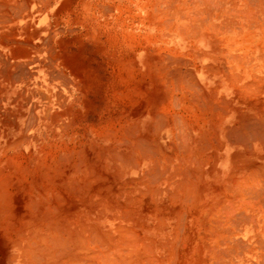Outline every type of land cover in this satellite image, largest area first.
I'll list each match as a JSON object with an SVG mask.
<instances>
[{"label":"rangeland","instance_id":"rangeland-1","mask_svg":"<svg viewBox=\"0 0 264 264\" xmlns=\"http://www.w3.org/2000/svg\"><path fill=\"white\" fill-rule=\"evenodd\" d=\"M203 1L38 0L35 4L31 5V11H36L40 9V7H46L44 8L46 13L41 16L42 24L40 25L38 23L37 28L42 27L44 31L49 28V35H53L54 44H57L56 46L54 45L53 48L55 50L53 51L54 53H52L54 57L48 56V60L50 59L51 61L53 59L51 62L53 63L51 64V70L54 71V73L56 72L55 74L57 75L66 76L71 81L69 88H65V86L58 81V86L53 90L55 93L60 91L62 94H67L71 97L70 105L68 104L65 106L63 111L57 108V110L53 112V118L50 124L55 127V125L61 124L69 117H71L73 121L66 132L61 131L56 133L50 131L45 138L41 137L40 143L37 145L25 148L23 152H10L7 156L0 158V179H4L13 172L17 177L28 180V183L23 185L25 188L22 191H17V187L11 189L13 192L12 195L19 199L12 197L14 201L12 204H9L10 207H1L0 205V264H14L11 263L13 260L9 255V251L11 248V240L15 235L14 233H16L15 230L22 227L24 221L28 218L37 217L36 213L45 215L52 214L51 211H56L55 215L57 214L56 216H58V220L56 221H58L63 228L65 225L66 228L73 229L72 232L79 230L80 227H78V223H87V226L91 223L90 226L92 228L96 227L95 229L98 228V230L100 229L101 231H108L110 229V231L119 238L117 239L119 241L118 244L123 246H119L121 247V252L119 253H117L118 247H115V250L113 247H111L113 250H111V248L107 250V248L104 247L93 255L86 251L84 254H81L82 257H86L90 262L96 264H108V262L109 264H121V262L122 264H127L128 262H133V264H264V227H262L264 226V213H262L263 211L261 212L262 209H259L261 204V207L264 208V190L262 191L263 185L261 184L263 180H261V176L260 178L253 177L252 179L249 177V175L253 176L252 174L254 173L252 167H247L246 171L239 173V179L234 182L235 185L239 182L238 188H240L241 191L237 192L238 188H235L237 194H235L233 189H228V186H225L228 185V182L225 181L224 177H213L215 175L214 170H209V168L204 169L205 172L209 171L210 173V176L207 175V179L205 180L207 183L206 192L204 193L205 189L203 187L201 188L197 185L194 187L192 186L193 188L190 187L182 191L186 193L185 195H183L182 192L177 195L178 199L176 198V200H179L177 202L168 194L171 192V189H177V186L173 185L171 188V184L163 180L165 179L164 174L167 171L165 169L166 167L164 168L166 163L163 159V161L160 160V165H156L157 168H155L153 165L154 161H145V159L140 158L138 154L135 155L136 157L134 158L136 162L135 166H130L122 162L118 163L119 161H116L118 159L111 157V164L115 166L112 167V165L109 164L110 166H106L107 168H105L104 164L107 165V161L110 163L111 158H103L98 154L99 149L104 145H108L109 150H107L110 151V154L116 153L113 151L115 146V142L113 141L114 138L104 139L101 135L107 136L108 132L113 133V130L120 127L126 118L130 116L135 117L133 114L136 113L137 108L133 102L132 90L137 88L139 82L141 84L144 77L145 79L148 78L147 75H149V71L147 70L148 67H146V62L153 59L155 55L156 57L164 55L179 56L185 63L191 66L197 73V76L205 82L206 80L203 79L204 73L202 66L205 60L201 61L198 54L200 50H204L210 45L205 47V45L199 42L200 39H202L200 37L202 31H206L204 33L205 39L216 41L219 46L231 47L233 45L231 48L240 46L239 48H242L245 52L250 51L246 48L252 45L255 46L260 41L264 44V37L261 36L264 35L263 0H256V2L254 0H215L216 2L211 6L210 3H207V0ZM18 5L19 3H17V6ZM18 8L16 9L19 11ZM207 9L212 10L208 11ZM28 10L30 11V9L26 8L23 10L24 12L22 10L20 12L21 14H27ZM205 10H207L206 13ZM194 11H197V13L195 14ZM227 11L230 12L228 13ZM251 11L253 12L250 17L248 15ZM187 14L189 15L187 16ZM250 18L251 21H255L252 22L254 26L256 22H258V25L254 27L253 24L251 25L250 22H247ZM226 21L231 22L228 23ZM21 23L24 25L25 19L23 22L20 20L17 22V24L20 25ZM222 23H226L224 24L225 26L231 25V28L235 29V31L229 33L226 31L225 26L224 28L222 27ZM3 24L11 23L5 22ZM193 24L197 26L196 29L198 34L197 31H194L195 28H191L194 26ZM213 26L217 27L216 29L215 27L213 28L212 34L214 35L212 36L210 30ZM237 27H240V29ZM218 28H220V30ZM180 29L187 30L183 32ZM191 29L196 32V36L193 31L190 32ZM54 30H57L56 33ZM260 30L261 32H259ZM218 31L221 32L215 34ZM253 31L256 32L254 33ZM207 35L209 38H207ZM215 35L219 40H217ZM227 37L230 39L229 41H226L225 38ZM225 59L227 61L231 59L228 52H226ZM137 61L140 62L136 63ZM229 64L233 66L232 63ZM137 67L142 70L140 76L132 78L134 75L131 71H136ZM44 90L47 91L46 88H44ZM50 97L55 99L54 95H50ZM76 97H78L77 101L75 100ZM71 104L73 106H71ZM176 112H184V108L179 105ZM176 115L178 116L180 114ZM104 131H106V134H103ZM158 137H160V135ZM129 143L132 145L131 141H129ZM91 144L92 148L90 147ZM131 147L132 146H130V148ZM87 148L93 149V151L88 152ZM110 148H113L112 152ZM103 150L105 149L103 148ZM43 152L47 155L43 158V164L48 167L49 173L59 176L65 181L68 180V176L65 172L54 170L56 156H62L65 152L68 153L66 155H69V162H71L69 167L73 166L75 163L78 165L83 161V158H85L86 161H83L84 164L81 162L80 165L84 166L92 163L94 164L93 168H95V171H93L91 175L89 173L90 170L88 168L85 169V173L81 172V174H79L80 179L78 177V179L75 178L77 182L69 185V190L68 187L58 188L60 190V197L56 201L60 200L58 202L62 204L53 200L49 201L51 203L48 202L47 204V199L44 197H52V193L48 195L47 191H39L40 193L38 194L40 195H35V198H38L35 199L38 201H36V203H39V205H35L37 208L34 209L35 207L33 208L32 204H27L20 198V194H24L25 191L28 193L30 191L32 192L31 188L34 182L32 179L36 176L37 180L40 172L44 174L48 173V171L41 169L42 165L40 168L37 167L38 162L35 161ZM130 153L132 152L130 151ZM83 154L85 156L81 157L80 160L79 156ZM107 155L106 157H109V153ZM100 158L102 159L100 160ZM150 165H153L152 167L155 170L154 177H158L159 180L156 177L154 179L147 178L148 180L144 178L146 176L143 175L144 173L152 172L149 168ZM158 166L160 168L159 171H157ZM226 170H229V168ZM249 171L252 174H248L247 172ZM59 173L60 175H58ZM246 174L248 175L246 176ZM242 177L244 178V180L242 179L243 181L246 182V180H248V182H246L248 186L245 185V182L241 181L240 178ZM177 179H180V177ZM156 180H158L157 183ZM143 181L147 183V186H145L146 184H144ZM11 182L15 184L12 176ZM242 184L246 186L244 190L249 187L245 190L247 193L253 188V193H243ZM252 185H254L255 188ZM260 185L262 187H260ZM151 186L155 187L152 189ZM223 186L226 187L225 189L227 190H225ZM146 187L148 188L146 189ZM163 187L165 188L163 189ZM222 188L223 190H221ZM217 189L218 191L220 189L221 195L217 193ZM255 189H258L259 193L256 191L257 194H259L258 196L254 193ZM194 190H197V196ZM85 191L87 193H85ZM222 191H225V194ZM157 192H159V194H157ZM227 192V195L235 194L238 196L237 202L240 199V206L241 204L247 206L250 201L254 202H251V204L254 205L251 206L250 204L248 208L245 206H242L243 209L240 208L244 211L245 215H247L248 212L249 214L253 212L251 216L254 215L253 217L257 224L255 222L252 223L253 219L250 216L252 220L248 219L249 222H247L248 216L245 217V215H243L246 219L245 222L244 217H241L244 213L240 208H237L238 206H235V212H231L232 209H230L231 215L234 214V216L232 215L230 217L228 213L229 210L226 212V210H224L225 208H223L230 207L229 204L226 206L216 201L221 198L225 201ZM261 192L263 194H261ZM167 194L169 197H167ZM251 194L255 197L252 199H256L257 203L255 200L253 201L251 199ZM247 195L250 197L248 200H246L248 197ZM239 196L241 198H239ZM257 197H259V199L262 197L263 199L261 198L259 200ZM191 198L193 199L191 202L187 200ZM168 199L169 201H167ZM241 199L246 200L247 202L245 203L247 205L242 203L244 200L242 201ZM121 201L123 202L122 204ZM185 202L188 203L185 205ZM42 206L45 208H42ZM180 206L182 208H179ZM46 207L48 209H46ZM218 207H221L220 209L224 211L219 210ZM257 207L259 210H256ZM238 209H240L239 212H237ZM48 210L49 213H47ZM223 212L228 215L225 216V214H222ZM214 213L216 216L220 217L216 219L217 217ZM162 217L163 219H161ZM215 220H218V222ZM56 221L55 223H57ZM221 222L223 223L221 224ZM96 224L99 227L96 226ZM57 225L60 226L59 224ZM74 227L77 229L75 230ZM119 228H123L124 231L118 230ZM136 240H138V242ZM126 244L133 245V252L135 253L132 251L128 253ZM85 253L89 254L88 257ZM116 256L118 257V262L114 260L117 259ZM14 260H16V258H14Z\"/></svg>","mask_w":264,"mask_h":264},{"label":"bare ground","instance_id":"bare-ground-1","mask_svg":"<svg viewBox=\"0 0 264 264\" xmlns=\"http://www.w3.org/2000/svg\"><path fill=\"white\" fill-rule=\"evenodd\" d=\"M37 1L38 0H0V158H2L3 156H7L8 154H10V152L13 151L23 152L25 148L37 145L38 143H40L41 137L45 138L50 131L56 133L61 131L66 132L70 128L73 121V119L69 117L61 124L55 125V127H53L50 124L53 118V112L57 110V108L62 109L63 111V109H65V106H67L70 103V97H71L70 95L62 94L60 91L55 93L53 92V90L58 86V81L61 84H63L65 88L70 87L71 81L66 76L57 75L55 74L56 72L54 73V71L51 70L52 67L51 64H53L51 62L53 61V59L51 61L50 59L48 60V56L54 57V54H52L54 53L53 51H55L53 49L55 45L53 41L54 37L52 34L49 35L50 32L49 28L46 31H44L42 27L37 28L38 23L40 25L42 24L41 16H43L46 13L45 12L46 10L44 9L46 7L44 8L40 7V9L36 11H31V5L35 4ZM254 1L256 2V0ZM215 2H216L215 0H207V3H210V6ZM17 3H19L18 6ZM16 8H18L19 11ZM26 8L30 9V11L28 10L27 14H23V13L21 14L20 11L21 10L23 11ZM212 9L210 10L207 9V10L211 11ZM207 10H205V13ZM252 12L253 11H251L248 16H250ZM196 13L197 11L195 12V14ZM189 14H187V16ZM24 19H25L24 25H22V23L21 25L17 24L19 20L23 22ZM5 22H9L11 24H3ZM226 22L230 23L231 21H226ZM247 22H250V24L252 25L253 24L252 22L255 21H251L250 18V20L249 21L247 20ZM222 24H223L222 27L224 28L225 26L224 24L226 23H222ZM255 24L258 25V22H256ZM214 27L215 26H213L212 29L210 30L212 36L214 35L212 34L213 33L212 30ZM219 27L222 28L221 26ZM191 28L193 29L195 28L194 31H197L196 25H194ZM220 28L218 29L220 30ZM237 28L240 29V27ZM193 29H191L190 32L193 31ZM225 29L229 33L235 31V29L231 28V25L225 26ZM184 30L187 29H183L182 31L184 32ZM56 31L54 30L55 33ZM205 32L206 31L201 32L202 34L200 35V37L202 39H200L199 42L205 45V47H207L208 45L210 46L204 50H200L198 56L201 59V61L205 60V63L202 66L204 73L203 79L206 81L203 82L197 76V73L191 68V66L185 63V61H183V59L180 58L179 56L174 57V56L164 55L161 57L158 56L156 57L155 55L153 59L146 62L147 63L146 67H148L147 70L149 71V75H147L148 78L145 79L144 77L143 80L141 81V84L139 82L137 84V88L132 90L133 102L137 108L136 113L133 114L135 117L130 116L126 118L124 120L125 124L123 123L122 125H120V127L113 130V133L108 132L107 136L101 135L102 138L104 139L114 138L113 141L115 142L114 143L115 146L114 149L113 148L112 149L116 153L113 152L114 154H110V151H108L109 150L108 145L102 146L98 151L100 157L108 158V159L113 157L114 159H118L116 160L119 161L118 163L122 162L130 166L136 165L134 158L136 157L135 155L137 154L138 156H140V158L145 159V161H154L153 165L155 168H157L156 165H160V160L163 159L164 162L166 163L165 164L166 166H164V168L166 167L165 169L167 170L164 174L165 179L163 180L171 184V188L173 187V185L177 186V189L175 190L171 189V192H169L170 190L166 187L167 185L166 184L165 187L169 191L168 190L165 191L169 192L168 194L172 198H174L173 200L177 202L179 201L176 200V198L178 199L177 195L180 194L182 191L189 189L192 186L194 187L195 185H197L200 186L201 188L203 187L205 189L204 193L206 192L207 183L205 180L207 179V175L210 176L209 171L208 172L204 171V169L207 168H209V170L215 171L214 172L215 175L213 177H220V178L224 177L225 181L228 182V185L225 186L226 187L228 186V189L229 188L233 189L235 191V194H237V192L241 190L240 188H238L239 182L236 184L237 186L235 185L234 182L239 179L238 178L240 175L239 173L246 171L247 167H252L254 173L252 174L250 171L247 172L248 174L251 173L253 175V176L249 175V177L252 179L253 177L260 178L261 176L263 178V179L261 178L263 182L262 181L260 182H262L261 184L263 185L264 188V184H263L264 183V44H262V41H260L255 46L252 45L251 47L246 48L247 50L250 51L245 52L242 48H239L240 46L234 48H231L233 47V45L231 47L219 46V44L216 41H213L211 39L210 40L205 39V35H204ZM220 32L221 31H218L215 34L217 33L219 34ZM253 32L255 33L256 31ZM259 32H261V30ZM194 33L191 34H194L196 36V32ZM261 36L264 37V35ZM207 38H209L208 35ZM216 38L217 40H219L217 36ZM225 39L226 41L230 40L228 37ZM250 41L253 42L252 40ZM226 52H228L231 56L230 61H227L225 59ZM139 62L140 61H137L136 63ZM229 63H232L233 66H231ZM141 71H142L141 68L138 67L136 68V71L135 70L134 72L131 71V73L134 75L132 78L139 77ZM44 88H46L47 91L44 90ZM50 95H54L55 99H53V97H50ZM77 99L78 97L75 98L76 101ZM179 105H181L182 108H184V112H179V113L176 112L178 110ZM71 106L73 105L71 104ZM176 114H180L178 115L180 117H178ZM103 134H106V131H104ZM157 135L158 136L160 135V137H158ZM129 141L132 142V145L129 143ZM130 146L132 147L130 148ZM90 147L92 148V144L90 145ZM103 148L105 150H103ZM87 149L88 152L93 151V149L90 148ZM129 150L132 153H130ZM108 153H109V157H106L108 156L107 155ZM66 154L68 153L65 152V154L62 156L61 155L56 156L55 158L56 165H54V170L59 172L63 171L68 176L67 177L68 180L66 181L63 178H60L59 176L49 173L48 167L45 164H43L44 162L43 158L47 156L45 152H43L39 157L36 158L35 161L38 162L37 167L40 168L42 165L41 169L48 171V173L44 174L43 172H40L37 180H36V176L34 177V179H32L34 180L33 186L31 188L32 192L30 191L28 193L27 191H25L24 194H20L21 195L20 198L24 202H26L27 204H32V207L33 208L35 207L34 209H36L37 207L35 205L38 206L39 203H36L37 200L35 199L37 197L35 198V195L36 196L40 195L38 193H40L39 191L42 190L47 191L48 195L49 193H52L53 195L52 197L48 196V198L47 196L44 197L47 199V204L51 200L56 201L60 197V193H59L60 190L58 188L68 187L69 190V185L77 182L76 179L80 177L79 174H81V172L85 173V169L88 168L90 170L89 173L91 175L93 171H95L94 170L95 168H93L94 164L92 163L84 166L80 165L81 162L82 164H84L83 161H86L85 158H83V161H81L78 165L75 163L73 166L69 167L71 162H69V155ZM83 156L85 155L83 154L82 156H79V159ZM101 159L102 158H100V160ZM110 161H111L110 163H108L109 161L106 162L107 165L104 164L105 168H107L106 166H110L109 164L112 163V158ZM99 163L103 164L101 162ZM111 165L112 167L115 166L113 164ZM153 165H150V167L148 166L152 172L143 174L146 175L144 177L146 178V180L150 178L154 179L156 177V176L154 177L155 170L152 167ZM227 168H229V170H226ZM159 170L160 168L158 166L157 171ZM248 174H246V176ZM58 175H60V173ZM11 176L16 185L11 182ZM72 177L74 178L75 181L73 180ZM178 177H180V179H177ZM156 178L159 180L158 177ZM240 179L241 181L244 180L243 177ZM158 180H156V183L158 182ZM246 182H248V180H246ZM25 183H28L27 179L17 177L13 172L10 175H7V177H5L4 179H0L1 207L3 206L8 207L9 204H12V202L14 201L12 197L14 198L16 197L12 195L13 192L11 189L17 187L18 189L17 191H22L25 188V186H23ZM144 184H146L145 186H147V183ZM245 185L248 186L247 183ZM252 186L254 187V185ZM148 187H146V189ZM153 187L151 186L152 189ZM165 187H163V189ZM226 187H224V189ZM245 187L246 186L243 185L242 188L243 193L244 192H246V194H250L249 192L253 193L252 191L253 188H251V191L247 193V191L245 190H247L249 187H247L244 190ZM260 187L262 186L260 185ZM235 188L236 189L238 188L237 192ZM263 188L262 191L264 190ZM221 190H223V188ZM86 191L85 193H87ZM189 191H193V190H189ZM194 191H195L194 193L196 194L197 190ZM256 191L258 192V189L254 190L255 194H257ZM222 192L225 194V191ZM228 192L225 195L226 196L225 201L222 198H221L222 200L218 199L216 201L221 202L226 206H228L229 204V206L232 207V208L228 207L229 209L227 207H223L225 208L224 210H226V212L227 210H229L228 213L230 214L231 217L232 215L234 216V214L231 215V212L232 211L235 212V206L236 207L238 206L237 208L241 207L243 209L242 206L245 205L241 204L240 206L239 205L240 199L237 202L238 196L235 194L227 195ZM217 193L221 195L220 189ZM157 194H159V192H157ZM168 194L167 197H169ZM185 194L186 193H183V195ZM195 194H194V198H195ZM261 194L263 193L261 192ZM197 195L198 194H196V196ZM258 195L259 194H257V196ZM240 196L239 198H241ZM247 196L248 197L246 198V200L250 198L249 195ZM251 196H252L251 199L255 198L253 197V194H251ZM257 198L259 199V197ZM16 199L19 198L17 197ZM187 200L191 202V200L193 199L191 198ZM246 200H244V202L242 203L247 202ZM252 200L253 201L255 200V202L257 203L256 199H252ZM58 201L56 202L62 204L61 202ZM167 201H169V199ZM251 202L252 201L248 202L249 203L248 205H250ZM122 203L123 202L121 201V204ZM186 203L188 202H185V205ZM53 205H52L53 208L54 206L56 207V205L54 206ZM248 205L245 207L248 208ZM252 205L254 204H251V206ZM261 205L259 206L258 204L259 209L260 210L262 209L261 212L263 211L262 213H264V208L261 207ZM44 206H42V208ZM47 207L46 209H48ZM179 208L182 207L180 206ZM218 208L219 210H221L220 209L221 207ZM230 209H232L231 212ZM240 209H238L237 212H239ZM253 209L255 210L254 207ZM257 209L258 207L256 208V210ZM205 210L207 211L206 208ZM55 212L56 211L54 212L51 211L52 214H45V215H43L42 213H36L37 217L35 218L32 217L33 219L31 217L28 218L27 220L24 221V225L22 227H19L17 230H15L16 233H14L15 235L11 240V248L9 251V255L13 260V262L11 263L96 264L90 262L86 257H82L81 254H84V252L86 251L87 253L93 255L99 252L100 249L104 247H106L107 250L110 249L111 247H113L115 250L116 249L115 247H118L117 253L121 252L120 251L121 247L119 246L122 245H119L118 244L119 241L117 240L119 238L116 237V235H114V233L110 231V229L108 231L105 230L101 231L100 229L98 230V228L95 229L96 227L92 228L90 226L91 223H89V226H87L86 225L87 223L84 224L82 222L81 224L78 223L79 224L78 227H80L79 230L76 232H72L73 229L71 230L70 228H66L65 225L63 228L62 225H60V223L56 221L58 220L57 218L58 216H56L57 214L55 215ZM242 212L244 213L243 210ZM47 213H49V210L47 211ZM222 214H225V216L228 215L225 212H223ZM248 214L245 215L244 213L241 215V217L243 215H245V217L250 216L253 220L250 217L249 218L247 217V222H249L248 219H251L252 223L255 222L253 217L254 215L251 216L253 212L250 213L249 215ZM216 217H217L216 219H218V217L220 216H216ZM245 217L244 220L246 222ZM161 219H163V217ZM55 221L57 223H55ZM215 221L218 222V220ZM222 223L223 222H221V224ZM57 224H59L60 226H58ZM96 226L98 225L96 224ZM74 229L76 230L77 228L74 227ZM118 230H121L122 232L124 231L123 228H119ZM136 241L138 242V240ZM126 247L128 249V253L129 251L133 252L134 250L133 245H127ZM111 250L113 249L111 248ZM87 253L85 254L88 257L89 254ZM14 258H16V260L18 259L17 262L16 260H14ZM114 260H117L116 262H118V257L117 259ZM127 264H133V262H128Z\"/></svg>","mask_w":264,"mask_h":264}]
</instances>
